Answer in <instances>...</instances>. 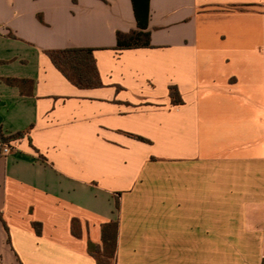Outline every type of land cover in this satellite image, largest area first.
I'll list each match as a JSON object with an SVG mask.
<instances>
[{"label":"crops","instance_id":"crops-1","mask_svg":"<svg viewBox=\"0 0 264 264\" xmlns=\"http://www.w3.org/2000/svg\"><path fill=\"white\" fill-rule=\"evenodd\" d=\"M134 30L131 0H0V264H96L115 220L114 264H264V0H150Z\"/></svg>","mask_w":264,"mask_h":264},{"label":"trees","instance_id":"trees-1","mask_svg":"<svg viewBox=\"0 0 264 264\" xmlns=\"http://www.w3.org/2000/svg\"><path fill=\"white\" fill-rule=\"evenodd\" d=\"M131 2L138 30L129 33L117 32L116 48L151 47L150 33L147 30L150 18V0H131ZM93 51L94 48L90 47H69L46 50L45 54L50 58L53 65L74 85L79 88H95L100 87L102 83ZM169 97L173 105L183 103L181 94L176 86H169ZM21 136L22 132H18L11 137H3L0 133V140L7 142L10 138ZM135 137L146 141L143 137ZM33 226L39 234V224L34 223ZM101 231L102 247L89 241L87 245L88 253L95 258L96 264H114L117 248L118 221L104 223Z\"/></svg>","mask_w":264,"mask_h":264},{"label":"built area","instance_id":"built-area-1","mask_svg":"<svg viewBox=\"0 0 264 264\" xmlns=\"http://www.w3.org/2000/svg\"><path fill=\"white\" fill-rule=\"evenodd\" d=\"M4 153H8L10 151V148L9 147H4L3 150H2Z\"/></svg>","mask_w":264,"mask_h":264},{"label":"rangeland","instance_id":"rangeland-1","mask_svg":"<svg viewBox=\"0 0 264 264\" xmlns=\"http://www.w3.org/2000/svg\"><path fill=\"white\" fill-rule=\"evenodd\" d=\"M226 9H228V10H229V9H230V7H227ZM213 13H214V11H213Z\"/></svg>","mask_w":264,"mask_h":264}]
</instances>
